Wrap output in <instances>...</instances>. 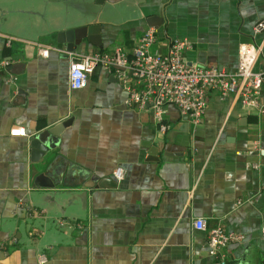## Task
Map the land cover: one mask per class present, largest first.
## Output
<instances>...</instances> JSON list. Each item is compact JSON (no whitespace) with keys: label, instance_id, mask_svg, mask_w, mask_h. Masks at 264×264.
I'll return each mask as SVG.
<instances>
[{"label":"crops","instance_id":"0c3cea01","mask_svg":"<svg viewBox=\"0 0 264 264\" xmlns=\"http://www.w3.org/2000/svg\"><path fill=\"white\" fill-rule=\"evenodd\" d=\"M262 21L264 0H0V61H11L0 69V264H220L208 254L215 228L243 237L226 248L227 264H264L255 106L210 91L199 124L168 106L162 135L152 111L126 106L112 74L97 68L81 90L69 83L73 57L132 51L149 28L154 49L188 39L189 64L228 72L254 44V71H264V32H253ZM93 24L98 44L68 51L64 33ZM1 35L17 41L8 48ZM18 127L26 136L11 135ZM54 127L58 146L43 156L33 143Z\"/></svg>","mask_w":264,"mask_h":264},{"label":"built area","instance_id":"2783aa9c","mask_svg":"<svg viewBox=\"0 0 264 264\" xmlns=\"http://www.w3.org/2000/svg\"><path fill=\"white\" fill-rule=\"evenodd\" d=\"M253 32L255 35L263 33L264 21L256 24ZM1 36L5 38L8 48L17 41L11 36ZM156 42V31L149 28L132 51L116 48L113 52L73 57L69 66L71 89L86 88L90 75L97 68L103 69L115 76L127 92L126 106L140 111H152L162 135L168 130L164 122L168 106L177 107L194 123L199 124L206 111L210 91H217L224 96L233 95L242 104L255 106L264 116V104L258 100L259 92L264 86V71H254L261 54L259 47L251 43L242 44L238 52L237 69L228 72L218 66L189 64L184 57L185 51L192 47L188 39L171 40L165 51H152ZM32 45L37 46L42 57L49 56V48L39 44ZM10 65L9 60L0 61V69ZM11 135L26 136V130L14 128ZM124 175L122 168L115 171L117 180H122ZM194 225L198 230H208L204 219L195 220ZM262 235L264 238V229ZM242 239L241 235L227 233L222 228L212 229L208 232V254L218 258L220 264H227L226 248ZM46 260L45 256L40 258L41 263Z\"/></svg>","mask_w":264,"mask_h":264},{"label":"water","instance_id":"95a60500","mask_svg":"<svg viewBox=\"0 0 264 264\" xmlns=\"http://www.w3.org/2000/svg\"><path fill=\"white\" fill-rule=\"evenodd\" d=\"M100 33L99 26L97 24L84 26V27H78L73 30H70L69 32H65V36L68 37L67 43V50L70 52H73L77 50L80 46L83 45V40L87 39L89 42L93 44H98L99 40L96 38L98 34ZM59 44H63L62 42H58ZM63 127H54L52 129L47 130L46 132H43L41 135L37 136V138L34 141L33 148L36 146H39V143L43 144V156L50 154L52 150H54L59 143V139L61 136V131ZM35 153V152H33ZM57 183H59V180L53 179L52 180V186L54 187Z\"/></svg>","mask_w":264,"mask_h":264},{"label":"rangeland","instance_id":"374dc122","mask_svg":"<svg viewBox=\"0 0 264 264\" xmlns=\"http://www.w3.org/2000/svg\"><path fill=\"white\" fill-rule=\"evenodd\" d=\"M152 51H154V47L152 48Z\"/></svg>","mask_w":264,"mask_h":264}]
</instances>
